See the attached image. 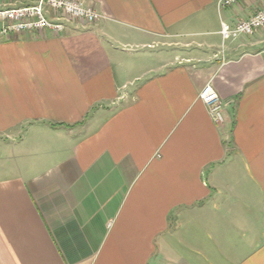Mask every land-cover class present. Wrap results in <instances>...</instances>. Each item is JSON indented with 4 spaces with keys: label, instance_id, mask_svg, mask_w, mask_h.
<instances>
[{
    "label": "crops",
    "instance_id": "obj_1",
    "mask_svg": "<svg viewBox=\"0 0 264 264\" xmlns=\"http://www.w3.org/2000/svg\"><path fill=\"white\" fill-rule=\"evenodd\" d=\"M79 1L0 34V264H264V0Z\"/></svg>",
    "mask_w": 264,
    "mask_h": 264
},
{
    "label": "built area",
    "instance_id": "obj_2",
    "mask_svg": "<svg viewBox=\"0 0 264 264\" xmlns=\"http://www.w3.org/2000/svg\"><path fill=\"white\" fill-rule=\"evenodd\" d=\"M239 0H219V8L232 7ZM103 16L79 0H0V34H24L48 30L63 33L67 26L64 21L96 23ZM256 32L264 33V9L249 19L235 25L222 23L221 35L224 41L241 36H251ZM202 103L209 109L217 125L224 123L223 105L219 94L207 85L200 96Z\"/></svg>",
    "mask_w": 264,
    "mask_h": 264
},
{
    "label": "rangeland",
    "instance_id": "obj_3",
    "mask_svg": "<svg viewBox=\"0 0 264 264\" xmlns=\"http://www.w3.org/2000/svg\"><path fill=\"white\" fill-rule=\"evenodd\" d=\"M3 156H4V155H0V161H2V159H1V158H2ZM1 164L3 165V164H4V162H3V161H2V162H0V165H1Z\"/></svg>",
    "mask_w": 264,
    "mask_h": 264
}]
</instances>
